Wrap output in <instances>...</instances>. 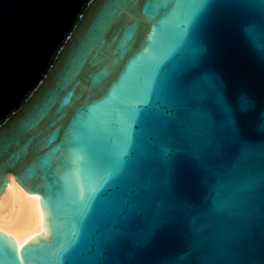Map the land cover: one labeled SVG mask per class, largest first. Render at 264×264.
Here are the masks:
<instances>
[{
	"label": "water",
	"instance_id": "obj_1",
	"mask_svg": "<svg viewBox=\"0 0 264 264\" xmlns=\"http://www.w3.org/2000/svg\"><path fill=\"white\" fill-rule=\"evenodd\" d=\"M8 174L0 264H264V0H0Z\"/></svg>",
	"mask_w": 264,
	"mask_h": 264
},
{
	"label": "bare ground",
	"instance_id": "obj_2",
	"mask_svg": "<svg viewBox=\"0 0 264 264\" xmlns=\"http://www.w3.org/2000/svg\"><path fill=\"white\" fill-rule=\"evenodd\" d=\"M0 231L12 236L17 247L45 232L38 196L25 191L11 174L0 193Z\"/></svg>",
	"mask_w": 264,
	"mask_h": 264
}]
</instances>
